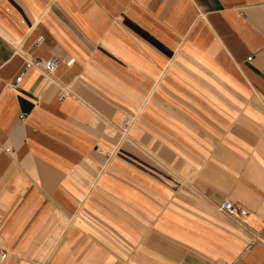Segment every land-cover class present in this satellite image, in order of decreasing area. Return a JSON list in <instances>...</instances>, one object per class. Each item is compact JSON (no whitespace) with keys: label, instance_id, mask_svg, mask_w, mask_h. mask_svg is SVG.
I'll use <instances>...</instances> for the list:
<instances>
[{"label":"crops","instance_id":"0c3cea01","mask_svg":"<svg viewBox=\"0 0 264 264\" xmlns=\"http://www.w3.org/2000/svg\"><path fill=\"white\" fill-rule=\"evenodd\" d=\"M3 252L264 264V0H0Z\"/></svg>","mask_w":264,"mask_h":264},{"label":"built area","instance_id":"2783aa9c","mask_svg":"<svg viewBox=\"0 0 264 264\" xmlns=\"http://www.w3.org/2000/svg\"><path fill=\"white\" fill-rule=\"evenodd\" d=\"M74 62V60L72 58H69L68 60L62 61L56 57H49L46 59H36L33 60L31 62V64L37 68H39L45 75L47 76H52L57 69L59 68V66L62 63H65L66 65H70ZM23 72L20 73L16 79L13 82V86H15L16 84H18L22 78ZM67 96V92L66 90H63L59 93L58 95V100L62 101L65 97ZM21 119H23V116H21ZM131 122V118L124 116L121 121L119 122L118 126H117V130L119 132V135L121 138L126 137L127 136V132H128V128H129V124ZM219 209L223 212H225L226 214L233 216L235 218H238L239 220H242L245 215H246V211L243 209L238 208L237 206H235L234 204H232L230 201L228 200H224L221 205L219 206ZM5 257V253H0V260L4 259Z\"/></svg>","mask_w":264,"mask_h":264}]
</instances>
